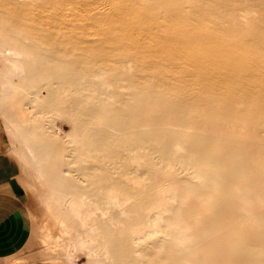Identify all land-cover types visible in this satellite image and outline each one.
Returning <instances> with one entry per match:
<instances>
[{"label":"bare ground","instance_id":"obj_1","mask_svg":"<svg viewBox=\"0 0 264 264\" xmlns=\"http://www.w3.org/2000/svg\"><path fill=\"white\" fill-rule=\"evenodd\" d=\"M35 110L70 132L36 131ZM0 112L60 261L264 264V0H0ZM55 190L83 229L87 205L136 217L88 241Z\"/></svg>","mask_w":264,"mask_h":264},{"label":"rangeland","instance_id":"obj_2","mask_svg":"<svg viewBox=\"0 0 264 264\" xmlns=\"http://www.w3.org/2000/svg\"><path fill=\"white\" fill-rule=\"evenodd\" d=\"M24 89L26 91H32L37 89V84L34 82H27L24 83L23 85ZM112 88V87H111ZM22 97V95H20ZM24 97V96H23ZM24 103L23 98L19 103L17 102V105L20 106ZM51 106L47 107V111L50 112ZM16 110V109H15ZM33 117V118H30ZM28 119L31 120L29 123L26 124H31L32 127L36 131H44V130H53L54 124L56 126L62 127L63 131L65 132H70L71 130V125L63 118H54L51 113H45L41 114L37 110H35L33 113L29 114ZM34 119V120H33ZM41 127L43 130H40ZM12 133L13 130L11 128L7 127V118L0 112V141L4 148H6L7 153L11 158H13L17 164H18V172L20 173V180L22 184L24 185V190L27 194L28 198V203H29V209L31 213V218H32V231H33V236H31V240L29 244L26 246L25 249H23V252L20 251L13 259L15 262L18 263H27V262H35L38 264H66L62 260L64 255H62L59 252V247H57V241H56V236L58 234V231L56 229H45V217L43 215L44 212V206L42 204V183L40 179L38 178H33L30 172L26 169L25 164L19 160L17 156V152L20 151L21 147L17 141L15 143L11 142L12 139ZM36 155V153H35ZM67 156V154H65ZM37 156V155H36ZM38 159V157H37ZM37 161V162H36ZM145 165L143 164L144 169L148 170V174L145 178H140L139 180L141 181V186L146 185L147 191L149 194L151 193L150 186L154 182L155 174H154V163L153 161L149 158L146 157L145 160ZM33 163H40V168L43 169V171H49V177L48 178V184L52 187L51 184V177H50V171L51 167H49L47 164H45V161H41L40 158L38 160H35ZM69 168V166L65 167V169ZM156 176H158L156 174ZM160 176V175H159ZM56 193L64 199V204L62 208H59L58 213H60V217L65 220L67 225L69 227H75L78 229L79 232H81L82 237H84L86 240L90 241V238L88 237V232L87 228L93 227V228H98L101 227H107V226H113V227H119L123 226L125 224H132L133 219L136 217L135 213H130L127 215L123 214H118L117 219H111L109 216L110 210L105 209L104 207L102 208H97V206H90L87 205L86 207H82L81 210L83 211V216H86L87 213L89 212L91 214V218L88 221L87 228H81L79 226V221L75 219L71 213L69 212V201L74 197L77 199V196H71L68 194H63L60 193L59 191L55 190ZM89 199L91 200H96V197H90ZM52 201V200H51ZM116 201L120 202L121 204L127 205L126 207H130L131 204H134V199H129L127 200V196L117 194ZM93 202V201H92ZM52 203V202H51ZM54 207V206H53ZM58 209V208H57ZM142 211V210H141ZM106 212V213H105ZM109 212V213H108ZM108 213V214H107ZM140 213V212H139ZM113 221V223L111 222ZM52 226V225H51ZM55 228V227H54ZM97 232V231H96ZM45 233V243L41 242L40 236L44 235ZM74 233V232H73ZM70 232V235L73 234ZM97 234V233H96ZM94 236V235H93ZM33 237V238H32ZM49 237V238H48ZM51 237V238H50ZM62 237V235H61ZM65 238H60V244L61 247L65 246L69 242V238L64 236ZM96 237V235H95ZM111 251V249H110ZM59 253V254H57ZM88 249H84L79 255V260L77 264H89L90 260L87 257ZM112 253V251H111ZM103 255V251L100 250V255ZM101 255V256H102ZM54 258V259H53ZM59 258V259H56ZM7 264V263H6ZM67 264H70L67 262ZM116 264H121L118 261H116Z\"/></svg>","mask_w":264,"mask_h":264},{"label":"crops","instance_id":"obj_3","mask_svg":"<svg viewBox=\"0 0 264 264\" xmlns=\"http://www.w3.org/2000/svg\"><path fill=\"white\" fill-rule=\"evenodd\" d=\"M19 174L17 162L0 141V264H6L7 259L25 249L31 240L33 223Z\"/></svg>","mask_w":264,"mask_h":264}]
</instances>
